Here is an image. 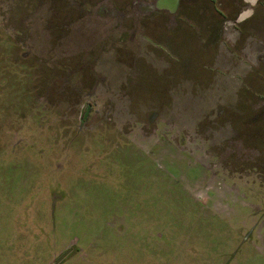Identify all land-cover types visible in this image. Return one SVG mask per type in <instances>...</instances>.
Here are the masks:
<instances>
[{
    "label": "rangeland",
    "instance_id": "obj_1",
    "mask_svg": "<svg viewBox=\"0 0 264 264\" xmlns=\"http://www.w3.org/2000/svg\"><path fill=\"white\" fill-rule=\"evenodd\" d=\"M67 49L65 0H0V264H264V104L207 55L105 88Z\"/></svg>",
    "mask_w": 264,
    "mask_h": 264
},
{
    "label": "flooded vegetation",
    "instance_id": "obj_2",
    "mask_svg": "<svg viewBox=\"0 0 264 264\" xmlns=\"http://www.w3.org/2000/svg\"><path fill=\"white\" fill-rule=\"evenodd\" d=\"M118 1L65 0L66 55L82 56L84 63L77 71H69L68 77L83 76L88 66L105 87L118 77L114 73L130 68L122 66L130 64L129 55L119 58V53H132L136 70V61L148 64L153 60L140 53L145 46L157 54V63L162 65L154 69L162 72L167 63L189 68L199 55H207L209 61L202 64L200 75L216 74L227 81L221 91L225 103L234 101L230 96L235 94L238 104L250 96L264 104V0H177L174 7L164 0H126L123 7ZM76 30L94 34L90 46L72 54L69 42ZM124 77L130 78L129 74ZM96 107L97 103L85 106L81 124L90 122Z\"/></svg>",
    "mask_w": 264,
    "mask_h": 264
},
{
    "label": "water",
    "instance_id": "obj_3",
    "mask_svg": "<svg viewBox=\"0 0 264 264\" xmlns=\"http://www.w3.org/2000/svg\"><path fill=\"white\" fill-rule=\"evenodd\" d=\"M165 3L171 7H174L177 3V0H164Z\"/></svg>",
    "mask_w": 264,
    "mask_h": 264
}]
</instances>
